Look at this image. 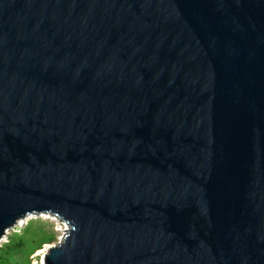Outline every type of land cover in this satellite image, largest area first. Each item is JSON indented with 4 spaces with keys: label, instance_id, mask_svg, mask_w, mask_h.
I'll return each mask as SVG.
<instances>
[{
    "label": "water",
    "instance_id": "1",
    "mask_svg": "<svg viewBox=\"0 0 264 264\" xmlns=\"http://www.w3.org/2000/svg\"><path fill=\"white\" fill-rule=\"evenodd\" d=\"M41 264H264V0H0V238Z\"/></svg>",
    "mask_w": 264,
    "mask_h": 264
},
{
    "label": "rangeland",
    "instance_id": "2",
    "mask_svg": "<svg viewBox=\"0 0 264 264\" xmlns=\"http://www.w3.org/2000/svg\"><path fill=\"white\" fill-rule=\"evenodd\" d=\"M41 214L26 216L7 230L0 239V264H41L47 248L63 238L67 225Z\"/></svg>",
    "mask_w": 264,
    "mask_h": 264
},
{
    "label": "bare ground",
    "instance_id": "3",
    "mask_svg": "<svg viewBox=\"0 0 264 264\" xmlns=\"http://www.w3.org/2000/svg\"><path fill=\"white\" fill-rule=\"evenodd\" d=\"M43 214H45V213H42L41 215H43ZM45 216L48 217L47 215H45ZM54 219H55V218H54ZM57 221H58V220H57ZM2 237H3V236H2ZM2 237H1V238H2ZM1 238H0V239H1Z\"/></svg>",
    "mask_w": 264,
    "mask_h": 264
}]
</instances>
